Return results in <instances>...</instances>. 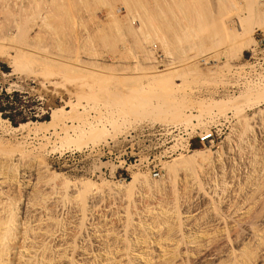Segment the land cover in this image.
Here are the masks:
<instances>
[{
    "label": "rangeland",
    "instance_id": "1",
    "mask_svg": "<svg viewBox=\"0 0 264 264\" xmlns=\"http://www.w3.org/2000/svg\"><path fill=\"white\" fill-rule=\"evenodd\" d=\"M0 89L35 101L0 161L52 193L40 264H264V0H0Z\"/></svg>",
    "mask_w": 264,
    "mask_h": 264
},
{
    "label": "bare ground",
    "instance_id": "2",
    "mask_svg": "<svg viewBox=\"0 0 264 264\" xmlns=\"http://www.w3.org/2000/svg\"><path fill=\"white\" fill-rule=\"evenodd\" d=\"M239 35L243 37L245 35V33H243L242 30H240V31L238 30V36ZM159 72H161V71H159ZM73 107L74 106H72V108ZM53 117H55V111L52 113V118ZM0 119H1V117H0ZM1 121L10 125V123L7 120L1 119ZM38 124L39 123L28 122L25 124H21L19 127H12V130H13V132L24 134L26 131L30 132V129H31L30 127H32V126L37 127ZM46 124H50V122H46ZM101 124H102V122L97 121L94 123H90V126L88 125V127H90L91 129L96 128V131H97V128H99L101 126ZM43 125H45V124H43ZM35 130H37V129H35ZM36 132H38V130ZM208 157H209L208 156V150H195L192 153H190V155L185 159V161L190 163V164H197V165L202 166L203 163H205L207 160L209 161ZM14 161L19 162L18 159H14ZM18 165L15 163L14 164L11 163V165L9 166V169L5 170L4 169L5 168L4 162L0 161V180H1L0 181V264H13L11 262L10 255H11V252L15 248H17V246L20 249L24 248V251L28 252L27 253L28 257L26 258V260H23L22 264H40V260H41V262H43L44 258H46L43 254H41V252L43 253L44 251H46V249H48V247H50L51 245H52L51 247H53L54 252H55V250L56 251H58V250L63 251L64 250V248L61 249L63 245L58 244V242H55V240H56L55 234L57 232L55 230V228L53 226H49V225L44 226L46 221H53L54 214L50 213V214L46 215V213H45V215H43L44 212H42L43 217H46L45 219H43L42 216L40 215L41 214L40 213L39 215H37V217L35 216L34 220L32 221V223H35L33 226H30V224H28V221H26L25 223L28 224V226H26L24 228L23 237H20L21 233L18 230V227H19L18 217H19L20 213L24 214V213H27V211H45V212L46 211H54L52 209V207L47 205L48 199H47L46 195H50L52 193H50L51 191L46 192V193L41 192L42 195L39 196L40 197V200H39L40 204L36 198L31 199L29 197V194H27L26 191L24 189H22L21 187H24V185H26L24 187V188H26L27 185L31 184V181L32 180L35 181V179L34 178L31 179V177L33 175L28 174V173H27V176L25 177V173H23V175H20V178L18 180V177H17V171H18V167H19ZM21 179H22V181H21ZM25 179H27V180L25 181ZM33 181H32L31 185L34 184ZM36 181H37V179H36ZM13 185L19 186L17 193H15L16 189L13 188ZM4 188H6V190H4ZM22 200L24 203H21ZM43 203H44V205H42L38 208V206L43 204ZM25 223L23 225H25ZM21 239H23L22 243L20 242ZM26 241H27V245H25ZM52 242H53V244H52ZM39 250H40V252H39ZM19 255H21V258H23V256H26V255H23L22 252H20ZM40 257H41V259H40ZM42 259H43V261H42ZM48 260H50V258ZM48 263H49V261H48Z\"/></svg>",
    "mask_w": 264,
    "mask_h": 264
},
{
    "label": "trees",
    "instance_id": "3",
    "mask_svg": "<svg viewBox=\"0 0 264 264\" xmlns=\"http://www.w3.org/2000/svg\"><path fill=\"white\" fill-rule=\"evenodd\" d=\"M34 102L27 94L15 91L8 93L5 89H0V117L7 120L13 127H19L28 121H35L37 119L33 108ZM45 116L40 120L48 121V111Z\"/></svg>",
    "mask_w": 264,
    "mask_h": 264
},
{
    "label": "built area",
    "instance_id": "4",
    "mask_svg": "<svg viewBox=\"0 0 264 264\" xmlns=\"http://www.w3.org/2000/svg\"><path fill=\"white\" fill-rule=\"evenodd\" d=\"M158 56L159 55H157L156 57ZM198 140L201 145H205L206 143L212 142L214 140V134L213 132L203 133L200 136H198ZM157 176H158V173L153 174V177H157Z\"/></svg>",
    "mask_w": 264,
    "mask_h": 264
}]
</instances>
